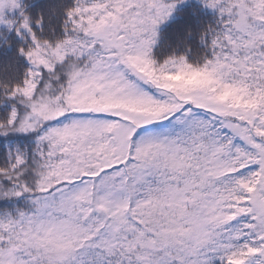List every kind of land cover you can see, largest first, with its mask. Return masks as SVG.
<instances>
[{
    "label": "snow or ice",
    "instance_id": "1",
    "mask_svg": "<svg viewBox=\"0 0 264 264\" xmlns=\"http://www.w3.org/2000/svg\"><path fill=\"white\" fill-rule=\"evenodd\" d=\"M0 264H264V0H0Z\"/></svg>",
    "mask_w": 264,
    "mask_h": 264
}]
</instances>
